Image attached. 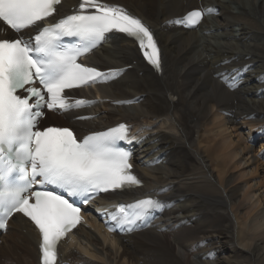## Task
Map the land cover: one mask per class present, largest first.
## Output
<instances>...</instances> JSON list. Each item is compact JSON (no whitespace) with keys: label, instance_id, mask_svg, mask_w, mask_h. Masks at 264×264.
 <instances>
[{"label":"bare ground","instance_id":"obj_1","mask_svg":"<svg viewBox=\"0 0 264 264\" xmlns=\"http://www.w3.org/2000/svg\"><path fill=\"white\" fill-rule=\"evenodd\" d=\"M104 2L122 6L153 31L162 68L154 72L131 40L110 33L86 63L127 69L80 90L98 102L77 113L94 118L75 126L82 135L130 124L140 139L133 163L143 186L122 196L148 194L165 206L130 234L111 236L94 219L79 226L61 244L58 264H264V135L258 131L264 127V0ZM76 5L63 0L58 8L68 13ZM209 6L224 24L206 21L210 16L190 30L165 23ZM225 68L240 69L235 88L216 78ZM240 165L248 168L250 184L242 181ZM0 264H39L38 235L19 215L1 237Z\"/></svg>","mask_w":264,"mask_h":264},{"label":"snow or ice","instance_id":"obj_2","mask_svg":"<svg viewBox=\"0 0 264 264\" xmlns=\"http://www.w3.org/2000/svg\"><path fill=\"white\" fill-rule=\"evenodd\" d=\"M60 3L0 0V229L15 213L27 217L38 230L40 264H58V244L81 221V202L86 204L102 192L142 185L132 172L131 152L118 146V141L136 139L129 138V125L120 123L79 139L68 127L41 128L44 109L69 113L98 102L75 99L67 90L107 82L125 71H101L78 62L112 31L133 40L147 63L161 69L154 33L120 5L79 0L73 14L37 27L56 13ZM216 11L214 6L201 7L165 23L194 29L205 15ZM29 29H36V34H22ZM69 37L76 42L65 43ZM239 71L225 68L215 76L235 88L236 76L231 74ZM258 131L264 135V127ZM164 206L159 199L147 197L112 205L101 215L108 217L109 231H133Z\"/></svg>","mask_w":264,"mask_h":264},{"label":"rangeland","instance_id":"obj_3","mask_svg":"<svg viewBox=\"0 0 264 264\" xmlns=\"http://www.w3.org/2000/svg\"><path fill=\"white\" fill-rule=\"evenodd\" d=\"M244 1L246 2V0H244ZM218 15H220V14L217 12V14L214 15V16H215V19H214V20L212 19L213 17L210 16L211 20H210V19H209V20L207 19L206 21H209V22H210V21H214V22L219 23V24H224V23H225L224 19H223L221 16H218ZM216 16H217V17H216ZM218 21H219V22H218ZM222 22H223V23H222ZM240 22H241V23L244 22V24L249 25V26H250L251 24H252L251 26H253V27L255 26L254 22H252L251 20H248V21H247V20H243V22H242V21H240ZM210 23H211V22H210ZM250 23H251V24H250ZM257 144H258V143H257ZM257 144L254 142V145H257ZM250 145H253V144L250 143ZM248 171H249V170H248L247 167H245V166H243V165H240V166H239V172H242V173L244 172V173L246 174V173H248ZM244 173H243V174H244ZM248 176H249V175H248ZM248 176H247V174H246V175H245V178H243L242 181L248 180V181H249L248 183L250 184V182L252 181V179H251L250 176H249V177H248ZM8 232H10V234H9V235H8V233L6 234V235H7V236H6V239H5L6 242H8V237H10L11 232H12V229L10 228ZM4 238H5V236H4ZM4 244H5V242L2 243V246H3Z\"/></svg>","mask_w":264,"mask_h":264}]
</instances>
